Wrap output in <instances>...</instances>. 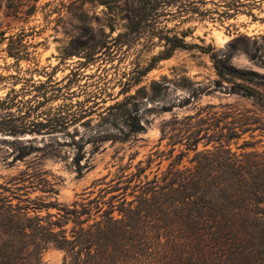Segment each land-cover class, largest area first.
I'll return each instance as SVG.
<instances>
[{
    "label": "trees",
    "instance_id": "obj_1",
    "mask_svg": "<svg viewBox=\"0 0 264 264\" xmlns=\"http://www.w3.org/2000/svg\"><path fill=\"white\" fill-rule=\"evenodd\" d=\"M172 3L170 0H143L140 18L133 26L98 42L85 55L75 50L69 55L85 57L89 62L94 55L109 52L112 44L125 45L129 37L140 36L145 25L156 29L159 14L154 10ZM150 11L154 12L153 16ZM247 14L254 19L252 13ZM33 31L20 28L7 34V30L0 27V50L14 59L17 71V75H9L14 79L12 85L20 83V91L34 93L23 100L18 91L11 88L0 98V132L14 136L11 141L3 139L12 144L13 157L9 163L25 161L33 154L31 164L26 163L25 169L0 183V264H40L43 251L50 246L64 251L63 264H264V150L255 148L261 139H244L238 143L247 131L259 130L264 135V125L246 113L232 112L230 122L221 126L218 122L213 128H199L205 122L196 121L192 125L196 127L194 130L172 136L177 137L173 145L180 143L185 145L186 152L194 151L188 165L180 167V160H173L151 178L145 174L149 164L142 166L139 162L135 171H128L131 165L122 166L109 180L104 177L94 181L93 187L100 186L90 190L81 201L69 204L58 201L55 182L49 181L48 172L40 168L42 159L58 157L61 146H70L75 151V169L82 174L87 162L81 164L80 161L87 144L91 145L93 153L103 141L125 142L145 130L140 121L141 108L135 101L128 106V100L139 96L160 100L166 85L155 88L161 83L153 79L148 86L138 87L124 100L105 108L111 112V120L93 125L86 122L87 130L76 137L77 128L70 132L69 127L91 110L82 102L47 106L57 100L61 89L72 84L75 78L57 86L61 81L53 80L46 71L20 67L21 61L37 65L34 50H30L35 47L30 40L35 35ZM165 40L169 46L151 56L138 76L146 75L156 62L169 58L174 49L188 46L176 36L165 37ZM196 47L209 54L218 87L227 93L251 98L264 110V73L230 62L232 53L241 49L264 67V34L236 36L227 51L216 49L212 44ZM21 71L29 72L30 77L18 75ZM31 72L49 76L45 80L34 79ZM138 82L136 76L130 86ZM141 91L142 95H138ZM14 108L15 112H11ZM155 109L169 111L172 107L157 103L142 110ZM57 133L69 138L50 139L41 146L18 138L24 134L56 136ZM202 139L205 145L212 142V148L198 150ZM231 143L236 145L234 149ZM181 155L183 151L178 158ZM38 185L49 200L29 196V190Z\"/></svg>",
    "mask_w": 264,
    "mask_h": 264
},
{
    "label": "rangeland",
    "instance_id": "obj_2",
    "mask_svg": "<svg viewBox=\"0 0 264 264\" xmlns=\"http://www.w3.org/2000/svg\"><path fill=\"white\" fill-rule=\"evenodd\" d=\"M142 1L0 0V27L7 30V34L17 32L20 28L27 32L34 30L35 35L30 40L35 47L30 50H34L37 65L21 61L22 70L27 68L44 70L52 75L53 80L61 81L57 86H63L75 78L72 84L61 89L58 99L47 106L82 102L91 110L90 114L69 127L70 132L74 131V127L77 128L79 132L76 137L87 130L86 122L93 125L111 120V112H107L105 108L124 100L128 94L135 93L138 87L148 86L153 79L161 83L155 88L166 85L159 97L160 100H146L140 96L136 100H128V106L135 101L141 108L140 121L145 130L125 142L103 141L93 153L90 152L91 145L87 144L85 156L80 161L81 164L87 162L82 174H78L75 169L73 164L75 151L70 146H61L58 157L42 159L43 165L40 168L48 172L46 177L49 181L55 182L59 202L69 204L74 200L81 201L90 190H97L100 186L93 187L94 181L104 177L105 180H109L122 166L131 165L128 171H135V165L139 162L142 166L149 164L145 174L151 178L154 173L160 174L165 170L173 160L179 159L180 167L188 165L194 151L186 152L185 145L180 143L173 145L177 137L172 136H180L187 134L188 130H194L196 127L192 125L196 121L205 122L203 125L200 124L199 128L206 126L213 128L218 122L219 126L230 122L232 112H241L261 120L264 125V110L251 98L227 93L216 85L217 75L209 54L196 47L212 44L216 49L227 51L236 36L264 34V0H170L173 2L172 5H161L154 10L159 14L156 29H152L151 25H145L140 36L129 37L128 43L121 47L112 44L109 52L104 54L100 52L89 62H86L85 57L69 55L74 50L85 55L98 42L109 40L133 26L140 18ZM153 1L155 0H150ZM150 13L153 16L154 12ZM247 13H252L254 19ZM174 36L182 38L188 46L174 49L169 58L156 62L154 68L146 75L138 76L142 66L147 64L151 56L169 46L165 37ZM230 62L237 67L251 68L264 73V67L251 60L241 49L232 53ZM73 73L78 75L73 76ZM10 74L17 75L14 59L7 57L5 52L0 50V98H3L11 88L18 91L19 98L23 100L31 98L34 93L20 91V83L12 85L14 79L10 78ZM18 75L30 77L26 71H21ZM32 76L34 79L45 80L49 75L34 72ZM136 76L139 77V82L130 86ZM140 94L142 95V91L138 95ZM157 103L159 106L169 105L172 110H142ZM11 112H15V108L11 109ZM186 116L194 117L186 119ZM170 120L179 122L172 123ZM261 133L259 130L247 131L241 135L238 143L244 139L253 141L261 139L255 148L259 151L264 150V135ZM54 135L56 136L24 134L18 138L37 146L50 139L64 141L69 138L61 133ZM13 138L14 136L0 132V183L17 174L19 170L25 169L26 163L31 164L29 161L33 159L31 154L25 161L9 163L13 157L12 144L4 142L3 139L11 141ZM205 142V139H202L198 143V150L212 148V142L206 145ZM231 146L234 149L236 145L231 143ZM181 151L183 155L178 158ZM42 190L43 188L38 185L36 189L29 190V196L49 200L45 196L47 193ZM95 194L96 191L91 197ZM50 211L54 212L55 209ZM63 262L64 251L53 246L48 247L41 255L40 264Z\"/></svg>",
    "mask_w": 264,
    "mask_h": 264
}]
</instances>
